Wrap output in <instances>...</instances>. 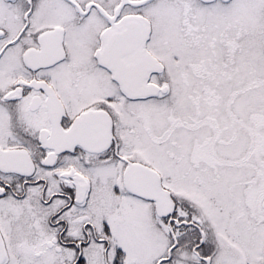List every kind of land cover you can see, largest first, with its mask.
<instances>
[{
    "label": "snow or ice",
    "instance_id": "snow-or-ice-1",
    "mask_svg": "<svg viewBox=\"0 0 264 264\" xmlns=\"http://www.w3.org/2000/svg\"><path fill=\"white\" fill-rule=\"evenodd\" d=\"M0 264H264V0H0Z\"/></svg>",
    "mask_w": 264,
    "mask_h": 264
}]
</instances>
